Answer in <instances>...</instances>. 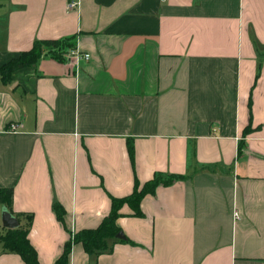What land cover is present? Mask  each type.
<instances>
[{
	"label": "crops",
	"instance_id": "obj_1",
	"mask_svg": "<svg viewBox=\"0 0 264 264\" xmlns=\"http://www.w3.org/2000/svg\"><path fill=\"white\" fill-rule=\"evenodd\" d=\"M68 2L0 0V66L36 40L74 42L0 75V187L40 264L156 173L183 177L68 264H264V0ZM0 264L27 263L0 240Z\"/></svg>",
	"mask_w": 264,
	"mask_h": 264
},
{
	"label": "trees",
	"instance_id": "obj_2",
	"mask_svg": "<svg viewBox=\"0 0 264 264\" xmlns=\"http://www.w3.org/2000/svg\"><path fill=\"white\" fill-rule=\"evenodd\" d=\"M71 38L61 40H36L30 50L22 52L18 57L11 59L0 66V75L4 82L11 80L12 73L22 67L34 66L43 56L50 55L56 59H63L64 54L73 47ZM247 130V129H246ZM249 130V129H248ZM182 175L170 174L164 177L156 173L155 176L140 187L136 182L134 191L125 197H112V208L110 213L103 219L97 228L82 229L74 233L66 242L64 252L56 261V264H68L69 255L74 243H82L86 252L89 254H99L108 247V240L115 239L121 228L117 225V219L122 216L121 209L128 204L134 216L142 217L144 213L141 209L142 199L149 193H154L159 184H171L175 180L182 178ZM13 189L11 187H0V204H3L12 212ZM57 216L63 220L64 209L56 205L54 207ZM19 215V214H18ZM30 224L32 215L29 216ZM29 225L18 226L9 229L0 236L4 249L13 251L21 255L27 264H40L37 251L31 244L28 237Z\"/></svg>",
	"mask_w": 264,
	"mask_h": 264
},
{
	"label": "water",
	"instance_id": "obj_3",
	"mask_svg": "<svg viewBox=\"0 0 264 264\" xmlns=\"http://www.w3.org/2000/svg\"><path fill=\"white\" fill-rule=\"evenodd\" d=\"M3 223L7 228H16L19 226L17 218L5 207L3 211ZM118 238H124V234L120 231L117 235Z\"/></svg>",
	"mask_w": 264,
	"mask_h": 264
},
{
	"label": "built area",
	"instance_id": "obj_4",
	"mask_svg": "<svg viewBox=\"0 0 264 264\" xmlns=\"http://www.w3.org/2000/svg\"><path fill=\"white\" fill-rule=\"evenodd\" d=\"M78 6H79V0H69L68 7L70 9H75ZM74 54L76 55V57L78 59L84 58V59H87L88 60L90 58V54H88V53L80 54V53L76 52ZM17 127H18V124L17 123H11L9 129H16ZM236 216H237V213H236Z\"/></svg>",
	"mask_w": 264,
	"mask_h": 264
}]
</instances>
